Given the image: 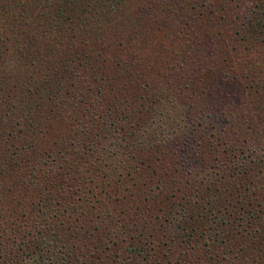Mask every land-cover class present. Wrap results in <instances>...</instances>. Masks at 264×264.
Segmentation results:
<instances>
[{
    "label": "rangeland",
    "instance_id": "1",
    "mask_svg": "<svg viewBox=\"0 0 264 264\" xmlns=\"http://www.w3.org/2000/svg\"><path fill=\"white\" fill-rule=\"evenodd\" d=\"M42 6L43 3L35 10L37 15L48 10ZM108 7L113 23L109 38L122 46L119 65L109 70H117L115 78L126 77L127 70L139 72L140 90H134V94L142 95V103L137 107V118L123 123L137 124L134 131L139 135L134 143L140 152L137 160H132L131 174H122L121 169L115 173L111 170L112 177H96L90 169L79 167L87 197L85 212L97 222L85 227L81 218L76 220L81 235L91 229V250L85 252L86 257L76 251L75 240L70 242V250L64 251L73 255L76 264H138L129 257L124 260L122 255L110 262L106 255L122 252L135 238L143 239L142 232L151 236L165 234L173 246L164 264H196L191 250L195 244L172 241L178 235L174 223L181 214L175 218L173 214L170 217V212L172 205L180 203L202 213L212 204L215 208L208 216L224 218V226L234 238L250 240L252 233L264 239V0H121ZM40 28L45 30L47 26ZM30 48H34L30 50L31 57L24 61L35 62L32 70L38 74L37 59L41 58L42 48L35 44ZM103 72L104 69L87 72L91 95L92 88L96 90L101 84ZM96 76L99 80L93 82L91 78ZM111 92L114 90L102 98L105 103ZM120 92L123 101L132 96L129 90L125 95L123 90ZM94 100L96 95L90 96L93 107L97 105ZM260 111L262 117L258 120ZM187 137L189 146H184L182 142ZM202 147L211 156L214 154L207 158L211 160L204 166L207 169L195 165V155ZM161 153H165L166 160H155ZM175 153L177 158L173 157ZM98 156L96 150L89 159ZM123 158L131 160L125 155ZM102 180L104 192H118L110 197L102 189L101 194L98 188H102ZM78 190L74 186L73 201L80 199ZM210 225L212 221L201 231L204 242L214 237L209 235L213 233ZM38 230L39 225L34 230L36 235ZM34 236L30 233L29 237ZM149 240L147 236L146 242ZM14 243L3 250L7 259L12 258ZM216 246L213 253L218 252L222 258L229 246ZM258 249H264V245L253 252L258 253ZM56 250L62 251L61 244ZM259 253L264 258V250ZM225 254L224 264L233 261L229 252Z\"/></svg>",
    "mask_w": 264,
    "mask_h": 264
},
{
    "label": "trees",
    "instance_id": "2",
    "mask_svg": "<svg viewBox=\"0 0 264 264\" xmlns=\"http://www.w3.org/2000/svg\"><path fill=\"white\" fill-rule=\"evenodd\" d=\"M120 1L0 0V264H76L73 255L64 251V248L70 250L68 246L74 240L76 251L86 257L85 252L91 250V229L81 235L76 220L81 218L85 227H92L91 223L97 221L85 212L87 197L79 167L104 178L112 177L111 170L115 173L123 169L122 174H131L134 170L133 161L140 152L134 143L139 135L134 131L138 126L123 122L137 118V107L142 103V95L134 94V90H140L139 72L127 70L126 77L115 78L117 70L115 73L109 70L119 65L122 46L109 38L108 30L113 23L107 14L108 5H117ZM41 3L48 10L37 15L35 10ZM40 25L47 28L42 30ZM33 44L42 48L41 58L37 59L40 61L38 74H33L35 62L24 61V58L30 59ZM100 69H104L101 84L96 90L92 88L91 95L87 89V72L98 73ZM91 79L99 80L98 76ZM125 89L132 92L127 101L120 97V91L125 95ZM110 90L114 92L107 94L110 99L105 103V93ZM94 95L97 105L93 107L90 96ZM261 111L258 120H261ZM187 138L182 142L184 146H189L190 138ZM96 150L98 158L89 159ZM124 155L131 160L126 161ZM165 156L161 153L155 160H166ZM197 156L195 165L207 169L204 166L211 163L207 160L211 156L207 148L198 149ZM173 157L177 158L178 153ZM256 181L260 183L261 179L257 177ZM74 186L80 189L78 201L72 200ZM101 186L98 189L101 194L103 189L106 196L118 192H104L103 180ZM97 192L93 195H98ZM210 205L211 208L204 210L206 213L196 207L186 208L183 203L172 205L170 217L181 214L174 223L178 235L172 241L180 245L195 244L191 250L196 264H224L228 252L233 261L226 264L247 261V264L256 261L264 264L259 253L264 249L253 252L255 247L264 245V239L252 233L250 240L234 238L225 228L224 218L208 216L215 208ZM145 211L150 214L148 209ZM207 218L212 221L209 228L213 233L209 235L214 237L204 242L201 231L209 223ZM38 225L39 235H36L34 230ZM30 233L38 237L30 239ZM140 235L143 239L135 238L122 252L107 254L108 260L116 261L122 255L124 260L129 257L138 264L166 263L163 259L172 255L170 239L165 234L151 236L142 232ZM147 236H150L148 242ZM98 241L102 242L100 238ZM11 242H15L11 244L13 255L7 259L3 250ZM60 244L62 251L57 252ZM216 245H228L232 249L228 247L221 258L218 252L213 253L217 251Z\"/></svg>",
    "mask_w": 264,
    "mask_h": 264
}]
</instances>
